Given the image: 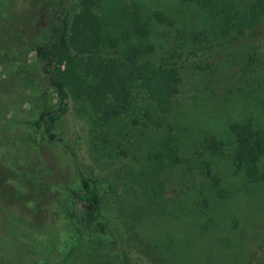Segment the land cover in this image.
<instances>
[{"label": "rangeland", "instance_id": "1", "mask_svg": "<svg viewBox=\"0 0 264 264\" xmlns=\"http://www.w3.org/2000/svg\"><path fill=\"white\" fill-rule=\"evenodd\" d=\"M57 1L0 0V264L64 261L74 244L67 210L81 175L97 180L98 220L107 227L85 236L95 238L99 252L110 248L105 255L112 263L120 264L122 254L131 264L261 261L264 180L248 183L217 158L211 165L220 179L217 190L199 192L208 177L198 143L224 132L228 120H250L264 130V36L256 30L228 42L207 35L209 59L200 53L189 59L188 49L176 55L184 64L182 81L159 128L143 125L138 109L107 129L94 122L86 103L69 99L53 127L60 139L50 141L34 121L58 102L34 47L48 37ZM139 1L147 11L175 18L172 26H158V55H169L179 31L205 27L177 0ZM253 48L259 57L245 75L242 60ZM200 58L202 69L194 68ZM169 124L181 147L170 164L160 139ZM259 168L264 174V156Z\"/></svg>", "mask_w": 264, "mask_h": 264}, {"label": "trees", "instance_id": "2", "mask_svg": "<svg viewBox=\"0 0 264 264\" xmlns=\"http://www.w3.org/2000/svg\"><path fill=\"white\" fill-rule=\"evenodd\" d=\"M177 2L199 15L205 27L179 31L167 51L169 55L163 51L158 55V26H172L173 15L157 9L147 11L139 0H58L48 37L34 47L39 68L49 80L58 105L40 113L34 121L36 128L42 129L50 141L59 140L53 127L66 111L69 99L86 103L94 122L107 129L125 123L127 115L138 109L142 110L143 125L159 128L163 126V116L173 109L182 81L184 64L177 56L186 49L185 52L192 55L189 59L203 55L204 50L211 47L207 35H221L228 38V42L256 30L264 36L261 25L264 0ZM259 26L261 31L257 29ZM210 57L204 54L202 58ZM244 57L242 73L250 75L255 70L259 51L253 48ZM201 62L200 58L192 66L202 69ZM168 128H164L166 133L160 139L162 152L169 157L167 163L170 164L181 147L177 135L171 132L172 124ZM198 144L206 158L203 162L208 177L199 192L217 190L220 179L217 174H211L212 162L217 158L227 161L232 172L248 183L264 180L259 168L264 156V130L250 120H228L224 132L205 135ZM80 186L78 192L73 190L72 205L67 210L74 230V244L64 261L55 264H116L112 263L110 255L107 259L110 248L103 249L105 255L96 249L98 243L91 242L95 238L85 236L87 232L105 233L107 230L98 220L102 196L97 180L81 175ZM78 201H83L84 205H79ZM119 262L131 264L126 254H122ZM249 264H264V257L258 263Z\"/></svg>", "mask_w": 264, "mask_h": 264}]
</instances>
